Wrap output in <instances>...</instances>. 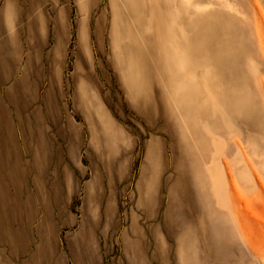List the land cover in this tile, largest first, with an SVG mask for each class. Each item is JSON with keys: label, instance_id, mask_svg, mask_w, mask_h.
<instances>
[{"label": "rangeland", "instance_id": "1", "mask_svg": "<svg viewBox=\"0 0 264 264\" xmlns=\"http://www.w3.org/2000/svg\"><path fill=\"white\" fill-rule=\"evenodd\" d=\"M0 112V264H264V0H0Z\"/></svg>", "mask_w": 264, "mask_h": 264}, {"label": "crops", "instance_id": "2", "mask_svg": "<svg viewBox=\"0 0 264 264\" xmlns=\"http://www.w3.org/2000/svg\"><path fill=\"white\" fill-rule=\"evenodd\" d=\"M113 7H114L113 14L114 16H116L118 15L117 13L119 10L115 8V1L113 4ZM121 20H124V19L123 18L121 19L118 15V21L114 19L113 25L117 27L118 22ZM129 90L131 92V86L129 87ZM76 131L77 133L79 132L78 129H76ZM10 137H11L10 121L7 119L5 114H2L0 112V165L2 164V161L4 160V155L6 154V152L7 151L9 152L7 147H8L9 142L11 141ZM0 184H1L0 188H3V183L1 182V178H0ZM3 198H4V194H3L2 189H0V205L3 204Z\"/></svg>", "mask_w": 264, "mask_h": 264}, {"label": "bare ground", "instance_id": "3", "mask_svg": "<svg viewBox=\"0 0 264 264\" xmlns=\"http://www.w3.org/2000/svg\"><path fill=\"white\" fill-rule=\"evenodd\" d=\"M124 4H125V3H124ZM129 4H130V3H129ZM129 4H128V5H129ZM124 7H125V6H124ZM113 8H114V7H113ZM116 9H117V8H116ZM117 14H118V13H117ZM118 15H119V14H118ZM119 17H120V16H119Z\"/></svg>", "mask_w": 264, "mask_h": 264}]
</instances>
